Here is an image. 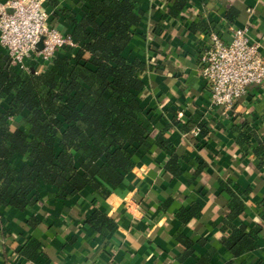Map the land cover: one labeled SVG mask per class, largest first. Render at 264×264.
Returning <instances> with one entry per match:
<instances>
[{
  "label": "crops",
  "instance_id": "0c3cea01",
  "mask_svg": "<svg viewBox=\"0 0 264 264\" xmlns=\"http://www.w3.org/2000/svg\"><path fill=\"white\" fill-rule=\"evenodd\" d=\"M167 2L144 0L126 55L150 65L141 103L154 116V135L165 132L180 155V175L164 168L172 152L155 149L135 155L134 167L106 197L86 187L62 198L58 187L43 184L25 210L0 205V264H264V86L248 85L226 112L212 104L201 74L212 32L230 40L232 27H247L264 56V0H192L184 15L162 21L152 35ZM46 7L66 34L72 25L61 8L78 17L87 11L79 0H61L58 8L46 1ZM199 125L205 134L193 133ZM244 132L250 139L240 143ZM24 161L17 157L16 165ZM226 186L245 202L233 223L263 226L257 247L237 257L222 242L232 202ZM193 208L195 215L183 220L181 210ZM95 211L114 226L96 229L88 221ZM30 239L39 243L34 257L24 253Z\"/></svg>",
  "mask_w": 264,
  "mask_h": 264
},
{
  "label": "trees",
  "instance_id": "16d2710c",
  "mask_svg": "<svg viewBox=\"0 0 264 264\" xmlns=\"http://www.w3.org/2000/svg\"><path fill=\"white\" fill-rule=\"evenodd\" d=\"M191 1L168 0L151 34H157L162 21L184 15ZM47 2L58 8L61 0ZM79 3L87 6L81 17L61 8L72 25L68 35L77 45L60 49L39 72L19 70L0 46V205L25 210L36 203L33 192L43 184L58 187L62 198L86 187L106 197L110 186L122 184L134 167L135 155L155 149L172 152L164 168L180 175V155L165 132L154 135V116L145 113L141 103L150 65L126 55L145 15L144 0ZM228 17L233 19V9ZM199 127L205 134L203 125ZM245 133L240 134V143L250 139ZM20 156L25 161L18 167ZM226 188L232 202L222 242L237 257L257 247L263 226L247 230L245 224L233 223L245 202ZM194 210L182 209L180 216L187 221ZM88 221L100 231L114 226L98 211ZM38 246L30 239L24 253L34 257Z\"/></svg>",
  "mask_w": 264,
  "mask_h": 264
},
{
  "label": "built area",
  "instance_id": "2783aa9c",
  "mask_svg": "<svg viewBox=\"0 0 264 264\" xmlns=\"http://www.w3.org/2000/svg\"><path fill=\"white\" fill-rule=\"evenodd\" d=\"M46 1L0 0V44L19 70L37 73L60 49L77 45L50 22ZM201 74L210 88L212 104L226 112L233 110L248 85L264 86V56L250 40L248 28L232 27L230 40L212 32L201 55ZM200 131L199 126L193 129L195 135Z\"/></svg>",
  "mask_w": 264,
  "mask_h": 264
},
{
  "label": "rangeland",
  "instance_id": "374dc122",
  "mask_svg": "<svg viewBox=\"0 0 264 264\" xmlns=\"http://www.w3.org/2000/svg\"><path fill=\"white\" fill-rule=\"evenodd\" d=\"M42 44H43V42L41 41V42L38 44V47L41 48V47H42Z\"/></svg>",
  "mask_w": 264,
  "mask_h": 264
}]
</instances>
